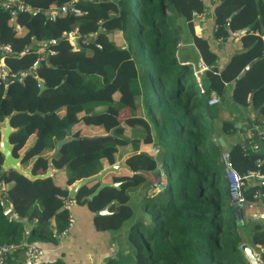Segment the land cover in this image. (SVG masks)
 I'll use <instances>...</instances> for the list:
<instances>
[{"label":"trees","instance_id":"obj_1","mask_svg":"<svg viewBox=\"0 0 264 264\" xmlns=\"http://www.w3.org/2000/svg\"><path fill=\"white\" fill-rule=\"evenodd\" d=\"M7 1L0 0V44L9 45L12 55L4 62L10 73H28L21 81L0 82V122L17 112L10 119L16 129L9 136L13 155L23 154V170L42 174L55 145L67 133L72 140L51 160L64 170L42 180L4 171L0 153V173L16 214L8 222L0 208V244L31 241L33 231L39 240L55 241L52 233L68 224L61 198H69L70 187L126 157L130 172L103 177V182L119 183V189L106 187L89 198L99 185L93 181L79 189L73 203L93 214L96 231H126L129 254L137 260L132 264H248L238 248L221 146L212 137L219 134L213 124L216 111L207 102L214 93L225 103L226 85L232 84L233 104L254 113L251 143H235L227 151L242 179L252 172L263 177L243 188L245 202H253L255 192L264 195V139L255 131L264 125V0H213L214 37L236 38L241 50L221 71L204 78L207 90L178 47L191 41L213 67L216 54L195 26L205 0H24L35 15L15 18L1 5ZM69 2L81 16L48 18V9ZM105 22L112 27L105 28ZM74 29L77 48L67 37ZM238 131L230 116L221 121V134ZM156 156L163 166L155 186ZM107 206L108 215H96ZM42 219L43 227L25 238L24 222ZM106 264L121 262L114 258Z\"/></svg>","mask_w":264,"mask_h":264},{"label":"crops","instance_id":"obj_2","mask_svg":"<svg viewBox=\"0 0 264 264\" xmlns=\"http://www.w3.org/2000/svg\"><path fill=\"white\" fill-rule=\"evenodd\" d=\"M205 3L206 9L203 11L201 17L195 18V26L198 36L206 40L217 58L213 67L207 65L208 70L201 75L203 80H205L204 78L209 76V74L221 71L228 63L231 56L241 50V45L236 38H232L228 41H221L214 37L215 25L213 9L215 5L213 4V0H205ZM237 33H235V35H238ZM188 45L194 51L195 56L191 55L190 48L188 49L187 47ZM181 50L183 58L187 60L191 66L203 62L199 52L191 41L183 44ZM231 91L232 84L226 85L227 96L230 97ZM229 97L225 103H218L213 106L216 111V123L214 122L216 124L215 129L217 128V130H219L218 126H220L219 124L221 121L230 116L234 119V123L239 128V131L235 134H221L216 137L217 141L218 138H222L223 141V145H220V153L227 152L229 147L235 143L248 141L253 132L251 122L254 119V113L251 110L241 108L237 105L235 108V104H233ZM218 105H221V107H219L220 110L216 109ZM237 107H239V109ZM222 108H224V110H222ZM230 110L231 114H229ZM256 129L264 133V125L257 126ZM125 158L126 157H122L117 163L125 160ZM249 181V183H255L252 180ZM70 214L74 220V225L65 238L56 239L55 241L39 240L37 238V232L33 230L43 227L45 219H42L30 223L24 222V237L28 238L29 234L33 231V239L31 241H22L19 244L25 242L42 248L44 250L45 259L53 260L52 263L44 264H106L109 259H116V257L119 259L121 250H125V248L128 249L125 230L118 233L96 231L92 223L93 214L86 207L78 206L74 203L70 209ZM48 216L49 213H45V217ZM241 216L244 226L248 229L247 234L249 241H251L252 245L257 250L264 249V199H254L253 202L242 203ZM118 241H121L122 244L125 243L126 246L124 245L122 249ZM22 257V250H18L12 254V259L14 261H20Z\"/></svg>","mask_w":264,"mask_h":264},{"label":"built area","instance_id":"obj_3","mask_svg":"<svg viewBox=\"0 0 264 264\" xmlns=\"http://www.w3.org/2000/svg\"><path fill=\"white\" fill-rule=\"evenodd\" d=\"M5 8H10V14L12 18H15L19 13H30L35 15L36 9L31 7L24 0H9L5 3L1 4ZM48 18L51 20H55L56 16L59 14H70L73 16H81L82 12L75 6L74 2H69L63 4L57 8H50L46 11ZM201 14H197L196 17H201ZM69 43L77 48L76 39L78 37L77 29L69 32L67 34ZM54 43V41H52ZM45 43L42 44L41 50L45 48ZM24 52H21L19 55H23ZM12 55V50L7 44H0V82L8 83L12 80L21 81L25 78L28 73L27 72H19V73H10L5 65V59L8 56ZM37 65V61L33 64L32 67ZM191 66V64H190ZM192 73L196 81H199L201 75L208 70V66L200 62L197 65L191 66ZM42 81V80H41ZM202 95L205 94L203 90L200 91ZM209 106H215L219 103V98L216 94L212 93L210 98L208 99ZM254 131V130H253ZM256 134L260 139H264V133L259 132L255 128ZM253 134V133H252ZM251 134V135H252ZM251 137V136H250ZM249 137V138H250ZM248 143H251L248 141ZM223 173L228 181V192H229V202L232 205L242 204L245 202V198L243 196V188H245L246 183H249V180L253 182H261L263 177L259 175L258 172L248 173L242 179L232 168V165L229 161L228 153L223 152L220 155L219 159ZM164 185L162 184L161 187ZM264 195L260 192H255L253 195L254 199H263ZM64 208L69 211L68 214V224L67 226L60 232L56 233L55 231L52 233V237L55 239H63L65 238L70 230L73 228L74 220L72 215L70 214V209L73 205V201L71 198H61ZM0 208L2 209V215L7 219L8 222H13L16 218V214L14 213L10 202L8 201L7 195V182L4 177L0 173ZM18 250H22L23 257L20 261H14L12 259V254L17 252ZM53 260L45 259L44 250L36 245H31L27 243L21 244H0V264H44V263H52Z\"/></svg>","mask_w":264,"mask_h":264},{"label":"water","instance_id":"obj_4","mask_svg":"<svg viewBox=\"0 0 264 264\" xmlns=\"http://www.w3.org/2000/svg\"><path fill=\"white\" fill-rule=\"evenodd\" d=\"M237 13H238V11H234L230 15L229 20H231ZM247 30H248V28L240 30V31H238L237 34L242 35ZM252 65L253 64H250L249 66H247L245 68V71L249 70ZM243 75H244V73L240 74V76L237 77V80H239ZM208 85H209V83L207 80L203 81V86H204L205 90L208 89ZM39 88H40V91L44 88V83L42 81H40V83H39ZM16 113H17L16 111H12L9 115L4 117L2 122H0V153L3 156L2 169L4 171H14V172L18 173L19 175L27 178L29 181L42 180V179L50 178L53 176L54 173L63 171L64 168L59 169V170L56 169L53 166L51 160H52V157H54L55 155L58 154V152L60 151V149L62 148V146L64 144H66L72 140V138L68 137V133H67V137L63 141L58 142L55 145L54 151H53L51 157L47 161V168H46L44 173L33 175L31 172V168H29L27 170H23L21 168V159L23 157V154H21L19 157H15L13 155V145L10 143V140H9V136L14 131H16V129L12 128V126L10 125V119ZM98 137L99 136H93L91 138L96 139ZM218 142L221 146L223 145L222 138H218ZM154 159L156 162V166L151 171V175L154 178V185L156 186L159 182V179H160V174H161L163 162H162V158L160 156H156ZM119 170H125L127 172L131 171L126 166L124 160L119 162V163L112 164L111 166H108V167L104 168L103 170H101L98 174L93 175V176L88 177V178H85V179H82V180H79L76 183H74L69 190V194H68L69 198L75 199L79 189L81 187H83L84 185H86L90 182H93V181L99 182V185L93 191V193L89 196V198H93L103 188H106V187L119 189V183L103 182V177L105 174H107L109 172H118ZM8 201H9V198H8ZM112 203L113 202H111V204ZM241 207H242V204H236V205L232 206V211L235 213L237 232L239 235L238 248H239L242 256L244 257V259L248 262V264H264V262L260 259L261 251L256 250V248L254 246H252V244H250L249 237L247 234L248 229H247V227L244 226L242 216H241ZM96 215H98V216L108 215V206L105 207L103 210L97 212Z\"/></svg>","mask_w":264,"mask_h":264},{"label":"rangeland","instance_id":"obj_5","mask_svg":"<svg viewBox=\"0 0 264 264\" xmlns=\"http://www.w3.org/2000/svg\"><path fill=\"white\" fill-rule=\"evenodd\" d=\"M105 28H111L112 26L109 24V23H107V22H105ZM183 44H185V43H179L178 44V47H179V49H180V52L182 51L181 49L183 48ZM188 47V49L190 48L189 47V45L187 46ZM190 50V52H191V55H193V56H195V53H194V51L190 48L189 49ZM182 56H183V54H182V52L180 53ZM199 79H202L201 77L199 78ZM199 85V84H198ZM219 107H221V105L219 106H216V109H218V110H220L219 109ZM235 108H236V105L234 106ZM238 109H239V107H237ZM241 109V108H240ZM222 110H224V108H222ZM229 114H231V110H230V112H229ZM238 118V117H237ZM215 121V123H216V120H214ZM214 123V128L216 127V124ZM221 124V123H220ZM219 124V125H220ZM218 128L220 129V126H218ZM217 131H219V130H217V128H216V133H219V132H217ZM219 135H221V133H219L218 135H215L216 137H218ZM215 136L213 135L212 137H213V139H217V138H215ZM207 140H208V142L211 140V135H209L208 137H207ZM223 212L225 213V214H227V204H223ZM122 241V240H121ZM121 241H118V244L120 245V247L122 248V247H124V245L126 246V244L125 243H123L122 244V242ZM122 245V246H121ZM123 249V248H122ZM117 258V257H116ZM119 259H120V262H121V264H132V263H136L137 262V260H136V258L133 256V255H131V254H129V250L128 249H126L125 248V250H121V253H119Z\"/></svg>","mask_w":264,"mask_h":264}]
</instances>
